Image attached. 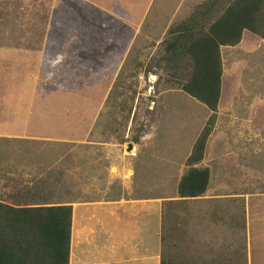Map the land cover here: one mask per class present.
I'll return each instance as SVG.
<instances>
[{
    "label": "rangeland",
    "instance_id": "obj_1",
    "mask_svg": "<svg viewBox=\"0 0 264 264\" xmlns=\"http://www.w3.org/2000/svg\"><path fill=\"white\" fill-rule=\"evenodd\" d=\"M206 1L19 0L17 8L10 5L6 11L25 28L19 30L21 41L30 42L40 57L33 56L35 49L32 55L29 49L19 51L28 55L27 62L45 64L36 69L42 75L32 72L31 82L25 74L32 70L19 61L17 82L33 85H19V93L33 104H23L25 98L5 103L0 200L24 206L153 196L156 182L161 247L172 264H246L241 203L178 193L189 168L186 158L211 111L181 90L192 68L185 54L173 56L172 46L178 29L197 19ZM219 55L229 97L206 124V159L220 143L230 164V155L238 153L241 164L250 167L259 155L264 168V123L263 130L257 127L264 115V39L221 47ZM38 120L46 121L44 127ZM26 130L40 133L24 138L20 132ZM150 167L155 177L145 172ZM127 181L135 187L122 184Z\"/></svg>",
    "mask_w": 264,
    "mask_h": 264
},
{
    "label": "crops",
    "instance_id": "obj_2",
    "mask_svg": "<svg viewBox=\"0 0 264 264\" xmlns=\"http://www.w3.org/2000/svg\"><path fill=\"white\" fill-rule=\"evenodd\" d=\"M4 1L0 0V21L3 22V25L0 24V121L4 111H7L5 103L7 104L17 98H25V101H22L23 104H33L32 98H30V101L26 100L29 95L19 93L20 86L27 84V89L31 88L33 85L26 81L31 80L32 82L35 79L34 75H42L43 73L39 74L36 69L45 64L42 60L37 61L34 58H30V61L27 62L25 58L28 55H24L23 52L19 51H28V49L31 51L35 48L30 42L21 41L19 30L21 34L25 31V28L21 25L23 24L22 20L13 12L6 11L11 9L10 5H12V8H17L19 0ZM30 2L28 3L30 4ZM2 4L6 5V8ZM19 21L21 24H19ZM250 40L257 41L258 39ZM225 46L231 45H220L219 49ZM36 50L33 56L38 58L40 56ZM30 55H32V51ZM19 61L26 64L23 69L32 70L26 74L23 73L28 78L25 82H17L19 67L21 69ZM32 72L34 75H32ZM107 80L109 79L105 81ZM93 81L94 77L92 76L91 83H94ZM38 92L35 88L34 93L37 94ZM227 97L229 96L222 93L221 98L225 99L219 102L216 109L223 105ZM204 106L208 111H211V114H215L216 110L212 111L206 105ZM211 114L206 118L203 129ZM259 120L257 127H261L259 130H263L264 115ZM34 122L36 123V121ZM44 123L46 124V121H37V124L41 127H44ZM41 132L43 133L45 130ZM20 133L23 134L21 136H24V138H33L40 131L32 133L30 130H26ZM208 137L200 161L194 164V167L209 170V182L204 192L206 193L205 196L215 198L211 195H217L216 197L219 200L232 199L235 203H241L244 225L246 226V264H264V190H259L256 186L258 184L264 186V168H261L263 163L260 162L262 159L258 155L259 157H254V162L250 167L246 165L245 167L241 164L240 154L237 153L236 155H230L234 159L232 165L230 164L232 160L225 158L226 154H223L220 143L216 145L217 149H212V153L206 159L205 151ZM258 144L260 143H256V141L253 143L256 147H258ZM213 160H215V165L210 162ZM157 170H160V168ZM126 171H130L129 167ZM145 172H153L151 178L156 176L154 167H150ZM212 178H216V181ZM122 184L124 186L126 184L130 186L131 184L133 187L136 185L131 181ZM243 184L245 185L243 186ZM248 185L250 187H246ZM152 186L155 192L157 188V195L146 196L147 194L143 193L142 196H129L127 194L128 197L119 195L118 197L110 196L108 198H92L70 202L72 215L69 264H160L162 252L161 187L158 183L156 185V182ZM141 188L145 189L146 186H141ZM214 189L215 191H213ZM132 192L135 193V190Z\"/></svg>",
    "mask_w": 264,
    "mask_h": 264
},
{
    "label": "trees",
    "instance_id": "obj_3",
    "mask_svg": "<svg viewBox=\"0 0 264 264\" xmlns=\"http://www.w3.org/2000/svg\"><path fill=\"white\" fill-rule=\"evenodd\" d=\"M174 36L173 56L185 54L192 68L181 90L215 111L229 88L221 72L219 46L264 39V0H207L197 19ZM212 118L214 114L207 124ZM209 126L200 132L186 159L189 168L178 183L180 197L201 196L208 186L209 170L194 164L202 157ZM71 215L66 202L23 206L0 200V264H69ZM160 264H172L164 252Z\"/></svg>",
    "mask_w": 264,
    "mask_h": 264
}]
</instances>
